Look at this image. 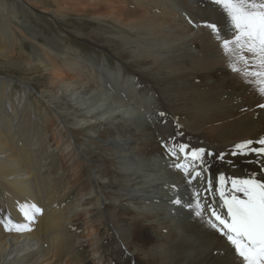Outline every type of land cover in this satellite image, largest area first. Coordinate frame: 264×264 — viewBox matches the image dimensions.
<instances>
[{"label":"bare ground","instance_id":"6f19581e","mask_svg":"<svg viewBox=\"0 0 264 264\" xmlns=\"http://www.w3.org/2000/svg\"><path fill=\"white\" fill-rule=\"evenodd\" d=\"M97 1L56 0L52 14H91L142 33L152 45L133 42L138 61L161 77L164 95L106 68L109 82L100 75L90 81L75 63L67 73L46 51L34 63L26 45L15 43L8 20L15 16L1 2L0 57L79 98L103 92L125 108L142 106L139 123L125 119L133 110L123 107L104 118L132 199L121 209L120 230L111 228L97 187L81 172L85 161L70 142L56 141L53 130L62 135L64 120L35 107L42 105L32 95L43 97L27 81L0 76V264H264L257 238L225 207L231 198L264 205L252 189L264 190V34L257 22L264 0ZM84 29L69 32L116 61L133 56L130 40ZM93 64L104 73L101 62ZM38 181L41 196L33 193Z\"/></svg>","mask_w":264,"mask_h":264},{"label":"rangeland","instance_id":"374dc122","mask_svg":"<svg viewBox=\"0 0 264 264\" xmlns=\"http://www.w3.org/2000/svg\"><path fill=\"white\" fill-rule=\"evenodd\" d=\"M114 1H116V4H120L119 0L118 2L117 0ZM0 2L3 5L11 7L10 14L14 15L15 18H8V20L11 23L15 43L22 46L26 45L25 51L31 57L27 56L31 60H34V63L37 60L44 59V52L46 51L51 58L56 59L57 64H60L67 73L70 72V64L75 63L80 66L79 70L85 73L86 76L88 75L90 81H94L95 77L99 75L102 79L107 80L108 75L105 73L107 69L116 73L122 79L134 77L135 79L128 78L126 80L131 83L135 82L137 89L147 88V94L153 95V92L158 89L160 95H164V89L159 86L160 84L158 85L159 78L161 77L148 74L138 61L140 59L137 56L140 54H138L137 45L133 42H137L142 48L148 49L152 45L142 39V33L140 35L132 33L115 20L105 18L97 20L91 17V14H89L90 16L87 14L77 15L75 12L68 17H58L52 14L53 11H57L56 0H0ZM87 2V4H90L89 2L94 4L98 1L87 0ZM61 6L66 5L61 3ZM46 10L52 15L46 14ZM3 11V9H0V16H3ZM69 12L72 13V10H69ZM178 12L182 13L184 17L183 12L180 10ZM78 27L85 28L83 34L94 33L99 30H110L114 33V36H117V40H120L119 42L125 39H128L127 42L130 40L129 43L132 44L129 46L133 48L129 49L128 52L133 54V56L129 61L119 62L111 59L109 54L103 53L89 41L81 40L69 32V30H76ZM20 40L24 42H20ZM2 44L6 45L5 42H2ZM39 54L41 58H38ZM90 58H95V61L98 63L101 62L105 74L98 72L97 66L93 64L96 62L90 61ZM106 58L107 60L105 61ZM132 61L136 62L135 64L138 66L131 65L130 62ZM19 69L21 68L13 66L12 60L0 57V76L27 81L43 97L40 101L37 99L35 93L32 95L35 100L33 102L34 105L38 102L42 105L40 107L37 104L38 106L35 105V107L45 108L50 112L52 117L56 113L60 119L64 120L67 129L61 130L62 135L58 133L59 130L57 132L53 130L57 138L56 141L59 140L61 142L63 138L62 144L70 142L69 144L72 145L70 149L73 148L78 152L79 158L85 161L84 165L81 166L82 170H80L84 174V177L86 179L90 178L94 186L97 187L96 192L98 191L97 194L100 198L101 208L107 214L106 220H108V224L110 227L112 226L111 228H117V231H119L121 228V223L119 222L121 209L127 208V203L132 199V195L130 193V185L123 177L124 172L121 167L119 154L108 137L107 130L110 129L108 125L109 121L104 122V118L108 116V111L115 110V107H118V110L121 111L123 107L124 109L122 110H133V112L123 113L126 116L125 119L139 123L142 120V106L140 107V105L131 101L132 104L127 105V108H125V103H113L112 100L114 98L109 99L103 95V92L102 94L100 93V96H98V92H96L97 94L90 92V95L84 99L79 98L77 95L72 94L70 90L67 92L65 89L58 88L57 85H49L46 78L39 77L41 76L39 73L36 75V73L31 74L28 71ZM245 73L247 74V72ZM142 82L146 85L144 88L140 86ZM153 88L154 90H152ZM15 89L19 90L18 86H15ZM135 97L139 99L138 93ZM57 124L59 125V123ZM135 166L133 165L132 169ZM35 186L33 193L41 196L39 193L42 190L41 181L36 182ZM0 205L1 208L4 204L0 203ZM176 211L175 208L172 209L174 214H176ZM0 212H2L1 209ZM173 224H176V221ZM115 226L116 228H114ZM124 244L128 246L126 241ZM249 257L254 262H257L254 254H250Z\"/></svg>","mask_w":264,"mask_h":264}]
</instances>
